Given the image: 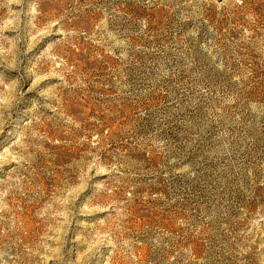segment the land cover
<instances>
[{
    "label": "rangeland",
    "instance_id": "rangeland-1",
    "mask_svg": "<svg viewBox=\"0 0 264 264\" xmlns=\"http://www.w3.org/2000/svg\"><path fill=\"white\" fill-rule=\"evenodd\" d=\"M0 264H264V0H0Z\"/></svg>",
    "mask_w": 264,
    "mask_h": 264
}]
</instances>
